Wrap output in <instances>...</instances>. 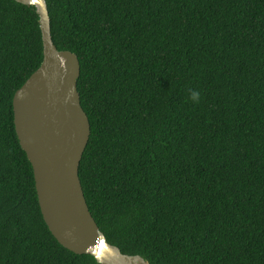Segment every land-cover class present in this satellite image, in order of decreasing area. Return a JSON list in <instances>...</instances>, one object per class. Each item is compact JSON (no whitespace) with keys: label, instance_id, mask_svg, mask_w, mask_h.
I'll use <instances>...</instances> for the list:
<instances>
[{"label":"trees","instance_id":"obj_1","mask_svg":"<svg viewBox=\"0 0 264 264\" xmlns=\"http://www.w3.org/2000/svg\"><path fill=\"white\" fill-rule=\"evenodd\" d=\"M46 1L80 61L79 176L108 242L149 264H264V0ZM42 60L36 7L0 0V264H101L49 230L15 130Z\"/></svg>","mask_w":264,"mask_h":264},{"label":"water","instance_id":"obj_2","mask_svg":"<svg viewBox=\"0 0 264 264\" xmlns=\"http://www.w3.org/2000/svg\"><path fill=\"white\" fill-rule=\"evenodd\" d=\"M16 1L36 7L42 33L43 60L15 92L13 111L49 230L64 247L89 253L101 264H149L142 255L124 253L108 242L88 206L79 166L91 125L77 87V54L55 45L46 0Z\"/></svg>","mask_w":264,"mask_h":264},{"label":"clouds","instance_id":"obj_3","mask_svg":"<svg viewBox=\"0 0 264 264\" xmlns=\"http://www.w3.org/2000/svg\"><path fill=\"white\" fill-rule=\"evenodd\" d=\"M189 99L193 102V103H199L200 101V92L197 90H191L189 93Z\"/></svg>","mask_w":264,"mask_h":264}]
</instances>
